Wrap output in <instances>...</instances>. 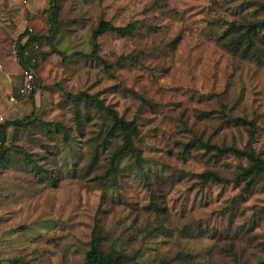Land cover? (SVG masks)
I'll use <instances>...</instances> for the list:
<instances>
[{
    "label": "rangeland",
    "instance_id": "rangeland-1",
    "mask_svg": "<svg viewBox=\"0 0 264 264\" xmlns=\"http://www.w3.org/2000/svg\"><path fill=\"white\" fill-rule=\"evenodd\" d=\"M255 20L264 0H0V115L21 122L0 160V264H83L95 232L126 264H264V176L242 191L246 159L214 148L244 149L236 120H253L264 160V26L253 57L219 43ZM101 21L132 29L100 35L91 58ZM30 29L36 89L19 97ZM86 96L137 123L139 163L111 167L121 140Z\"/></svg>",
    "mask_w": 264,
    "mask_h": 264
},
{
    "label": "trees",
    "instance_id": "trees-1",
    "mask_svg": "<svg viewBox=\"0 0 264 264\" xmlns=\"http://www.w3.org/2000/svg\"><path fill=\"white\" fill-rule=\"evenodd\" d=\"M51 4H55L56 0H49ZM264 26L263 22L252 21L248 22L246 25L239 24L237 22L229 23V26L226 28L224 33L221 35L219 39L220 46L229 51L234 55H239L241 57H253L252 50L255 47V40L258 33V30ZM132 27L130 25L126 27H115L109 22L101 21L97 25V27L93 30V40H94V51L89 54L88 57L95 58L97 44L95 43L96 39L106 33V32H116L120 35H125L131 31ZM58 34L57 28H54L51 33V39L56 37ZM28 33H24L20 36V40L17 44V60L19 62L20 68H24L26 66V61L22 56V47L21 40L27 36ZM37 36L35 34L30 35V39L36 41ZM82 55V54H79ZM36 89V81L35 87L32 94H34ZM86 99L90 101L96 109L105 114L109 121L111 122V128L109 130V134L116 133L121 140L120 147L116 150L115 154L111 158V167H113L114 159L123 156H130L135 158L136 162L140 161V151L135 146V140L139 137L138 126L134 120H125L121 116L118 115L117 111L107 107L103 104L102 101L95 99L93 97H87ZM241 126L247 129L248 142L244 149H238L235 147H225V148H216V152L219 155L232 154L237 157L245 158L248 166L243 168L240 172L239 177L242 181H244V185L242 191H249L258 180L259 177L264 176V160L257 156L256 151L252 147V141L255 137L256 124L253 120H247L244 118L236 120ZM21 122H10L5 121L1 126L0 132V160L4 156V144L6 141V131L13 126H20ZM200 143V140H196ZM201 179L203 182H212L219 184H227L229 180L217 172L214 171H206L201 174ZM102 238L95 232V237L93 238V242L89 251L86 253L85 261L83 264H126V255L123 252L115 251H106L103 250L101 246ZM132 263H136L135 260H132ZM160 264V263H159Z\"/></svg>",
    "mask_w": 264,
    "mask_h": 264
},
{
    "label": "built area",
    "instance_id": "built-area-1",
    "mask_svg": "<svg viewBox=\"0 0 264 264\" xmlns=\"http://www.w3.org/2000/svg\"><path fill=\"white\" fill-rule=\"evenodd\" d=\"M23 4H27L31 0H20ZM32 34V30L30 29L28 35L25 36L21 40V47H22V56L23 59L26 61V66L21 68L20 74V85L18 86L17 95L19 97H27L32 94L35 87L36 75H35V67L38 63V49L39 46L36 41L30 39V35ZM16 50V54L18 52L17 47L14 46ZM9 104L16 103L15 96H10ZM5 118L0 115V132L1 126L4 124Z\"/></svg>",
    "mask_w": 264,
    "mask_h": 264
}]
</instances>
